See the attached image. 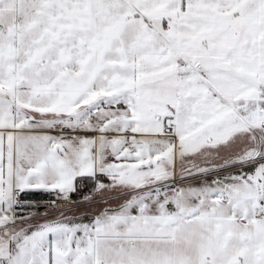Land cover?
Returning a JSON list of instances; mask_svg holds the SVG:
<instances>
[{
  "label": "snow or ice",
  "instance_id": "1",
  "mask_svg": "<svg viewBox=\"0 0 264 264\" xmlns=\"http://www.w3.org/2000/svg\"><path fill=\"white\" fill-rule=\"evenodd\" d=\"M0 264H264V0H0Z\"/></svg>",
  "mask_w": 264,
  "mask_h": 264
},
{
  "label": "trees",
  "instance_id": "2",
  "mask_svg": "<svg viewBox=\"0 0 264 264\" xmlns=\"http://www.w3.org/2000/svg\"><path fill=\"white\" fill-rule=\"evenodd\" d=\"M44 199H46L47 197H43Z\"/></svg>",
  "mask_w": 264,
  "mask_h": 264
}]
</instances>
